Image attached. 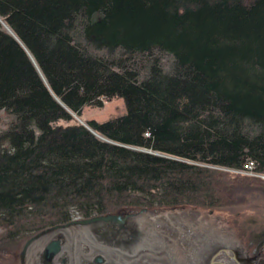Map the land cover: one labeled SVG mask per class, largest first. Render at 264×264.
<instances>
[{
	"label": "trees",
	"instance_id": "trees-1",
	"mask_svg": "<svg viewBox=\"0 0 264 264\" xmlns=\"http://www.w3.org/2000/svg\"><path fill=\"white\" fill-rule=\"evenodd\" d=\"M114 96L121 115L53 125ZM0 110V245L75 214L264 190V0H0ZM249 161L257 175L236 172Z\"/></svg>",
	"mask_w": 264,
	"mask_h": 264
},
{
	"label": "rangeland",
	"instance_id": "rangeland-1",
	"mask_svg": "<svg viewBox=\"0 0 264 264\" xmlns=\"http://www.w3.org/2000/svg\"><path fill=\"white\" fill-rule=\"evenodd\" d=\"M155 56L164 70H170L172 57L169 54L156 51ZM101 103V106H84L79 115L72 114L70 120L59 119L53 125L86 124L88 120L103 122L125 112L121 97L102 99ZM9 120L10 117L0 110V132L5 129ZM242 168L236 172L246 175L241 172ZM140 210L144 212L130 218V221L137 219L138 241L131 242L124 248H102L109 264H201L207 251L216 245L219 247L216 261L227 262L228 257L232 258V251H236L237 256L248 259L249 263L254 247L253 235L264 232V190L254 186L232 189L229 201L219 207L184 205L164 208L153 203L133 206L125 212H119L135 214ZM78 217L81 216L75 214L71 218ZM22 239L23 237H19L0 245V264H20ZM39 246L35 243L28 247L23 264L31 263L36 249L40 250ZM221 249L226 250L227 255ZM98 251L100 250L94 253H99ZM79 254V249L75 248L71 257L73 264H80L77 258Z\"/></svg>",
	"mask_w": 264,
	"mask_h": 264
},
{
	"label": "flooded vegetation",
	"instance_id": "flooded-vegetation-1",
	"mask_svg": "<svg viewBox=\"0 0 264 264\" xmlns=\"http://www.w3.org/2000/svg\"><path fill=\"white\" fill-rule=\"evenodd\" d=\"M142 212L144 210H140L135 214H121L116 220H96L88 223H78L76 221L89 219L98 215L93 214L75 219L71 218L64 224L56 225L59 227L45 232L35 240L34 244L40 245V250L36 249L30 264H73L71 257L75 248H78L80 252L77 257L78 263L105 264L107 260L103 249L107 247L124 248L127 244L138 241L137 219L135 218L130 221V218L139 216ZM68 222L75 223L67 224ZM55 243L56 245H54ZM55 246L57 247V251L52 253L50 248L52 247L53 249ZM96 250H100L98 251L99 253H94ZM233 252L231 253L232 255ZM237 255L235 256L240 259V264H249L246 259H242ZM230 260L223 262V264H236L234 259L231 258ZM215 262L216 260L214 259Z\"/></svg>",
	"mask_w": 264,
	"mask_h": 264
},
{
	"label": "water",
	"instance_id": "water-1",
	"mask_svg": "<svg viewBox=\"0 0 264 264\" xmlns=\"http://www.w3.org/2000/svg\"><path fill=\"white\" fill-rule=\"evenodd\" d=\"M7 29V28H6ZM7 32L9 34H11L13 36V34L11 33V31L9 29H7ZM90 129V128H89ZM94 133V132H93ZM121 216V213H107V214H103V215H98V216H94V217H91L89 219H85V220H80V221H76L78 223H88V222H91V221H96V220H102V221H108V220H116L118 219L119 217ZM69 223H75V222H68L67 224ZM65 224V225H67ZM56 227H59V226H53V227H50L49 229H46V230H43L41 232H38L37 234L29 237L28 239H26L22 245V248H21V251H20V254H19V259L20 261L22 262L23 261V257L25 255V252H26V249L27 247L29 246V244H31V242H33L37 237L41 236L42 234H44L45 232L51 230V229H54ZM56 245V243L54 244ZM53 245V246H54ZM51 249V252H56L57 251V247L55 246L53 249L52 247L50 248ZM223 252H226V250L224 249H221ZM219 251L215 252L209 259L208 261V264H213L214 263V258L215 256L217 255ZM237 253L234 251L233 252V255H232V258L236 261V264H240V259L236 258V255ZM99 257V256H98ZM246 261H248V259H246Z\"/></svg>",
	"mask_w": 264,
	"mask_h": 264
},
{
	"label": "built area",
	"instance_id": "built-area-1",
	"mask_svg": "<svg viewBox=\"0 0 264 264\" xmlns=\"http://www.w3.org/2000/svg\"><path fill=\"white\" fill-rule=\"evenodd\" d=\"M253 169H254V168H253V163L249 161V162H247V163L243 166L241 172L246 173V174H247V173H250V175H257V174L254 172ZM258 176L264 178L263 175H258Z\"/></svg>",
	"mask_w": 264,
	"mask_h": 264
},
{
	"label": "bare ground",
	"instance_id": "bare-ground-1",
	"mask_svg": "<svg viewBox=\"0 0 264 264\" xmlns=\"http://www.w3.org/2000/svg\"><path fill=\"white\" fill-rule=\"evenodd\" d=\"M84 126V125H83ZM95 135V134H94ZM215 259V258H214Z\"/></svg>",
	"mask_w": 264,
	"mask_h": 264
}]
</instances>
